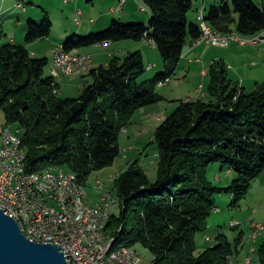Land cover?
<instances>
[{
  "label": "trees",
  "instance_id": "obj_1",
  "mask_svg": "<svg viewBox=\"0 0 264 264\" xmlns=\"http://www.w3.org/2000/svg\"><path fill=\"white\" fill-rule=\"evenodd\" d=\"M142 1L151 14L148 25L115 19L108 28L75 34L63 45L73 52L149 39L163 57L164 70L142 79L148 68L140 50L115 55L107 65L87 71L83 77L92 81L76 98L59 96L60 83L46 74L50 60L9 39L0 15V115L19 131L28 170L61 167L86 185L94 171L115 164L120 136L134 114L166 99L158 83L176 76L184 48L202 35L201 26L190 22L197 0ZM261 5L214 0L204 19L225 33L256 35L264 30V0ZM52 29L46 11L41 24L29 19L26 43L47 39ZM209 77L207 98L180 99L157 127L155 178L136 159L114 180L120 212L111 214L106 235L115 237L114 247L144 245L154 255L152 264H231L243 248V231L234 240L221 232L217 244L196 255L198 235L207 232L217 197L228 191L232 205H240L264 172V80L251 90L241 86L221 59L211 65ZM215 163L236 173L229 186L210 177ZM258 257L264 264V244Z\"/></svg>",
  "mask_w": 264,
  "mask_h": 264
},
{
  "label": "rangeland",
  "instance_id": "obj_2",
  "mask_svg": "<svg viewBox=\"0 0 264 264\" xmlns=\"http://www.w3.org/2000/svg\"><path fill=\"white\" fill-rule=\"evenodd\" d=\"M26 1H27L26 4L27 7L31 8L33 6H37L36 10H38L39 14L41 15V17L37 20V23L39 24L42 23L45 11L47 12L51 20H53L52 37L60 38L64 34V30L66 28L69 27L72 28L73 25H76L75 22L76 12L74 11L75 5L68 3L69 0H66V2L65 0H51V3L47 1L49 2V6L43 5L45 6V11L42 9L43 7L39 6V4H41L38 2L39 0H31L30 2H34L33 4H30L29 0ZM81 1L82 3L81 5H79V9H81L84 12V15L81 16V19L83 20V22L84 21L89 22L91 17L99 19L101 14L105 12V8L107 10L109 6H111V2L113 0H94V2H90L88 0H81ZM199 1H203V0H199ZM209 1H211L212 3L208 5V8L206 10V12L208 13L214 0H209ZM253 1L259 7L262 6L261 0H253ZM148 12L149 11L142 13L145 14ZM191 13L192 12H190V14ZM10 14H12V16L10 15L7 16V14L2 15V23L4 25V29H6V31L9 34L8 38L11 39V37L12 38L16 37L18 40L17 44H25L28 18H30L29 16L31 15L33 16L34 11L31 10L29 12H26L21 8L20 9L14 8V10ZM119 17H120L119 14H116L114 16L115 19H119ZM20 18H22L21 20L24 21L22 22V24L24 25L20 23ZM125 20L126 19H124L123 21L128 23L135 22V21H125ZM149 21L150 18L145 22V24L148 25ZM112 22L113 19L103 29L108 28L112 24ZM103 29H98L96 31L99 32L100 30ZM256 35H249V36L241 35V36L244 39L246 38L250 39L255 37ZM53 39L55 38L38 40L36 41L37 44L36 42L31 43V45L36 44L35 48L38 52L37 57H47L50 60L49 65L46 69V74L51 73V67L54 62V54L52 53V48L54 44H56L57 42L53 43L52 41H57V40H53ZM148 41L149 40L144 41L146 45V49L143 50L144 53L151 51L150 48L151 44ZM118 42H123V43L129 42V43L138 44V40H134V39L121 40ZM260 44L263 45L264 42ZM249 45L257 46L252 44ZM134 50L135 49H133L132 51ZM73 53H79V52H73ZM153 53L161 57L163 60V57L160 51L158 50V48L156 49L153 48ZM90 57L92 60V64L94 66L93 58L91 55ZM250 60L247 62H250ZM255 62H258V59H255ZM237 63H239L237 65L241 64V67L247 66L245 65L246 64L245 62L240 63L239 61H237ZM162 64H164V61ZM237 65H235V68L231 70V72L235 74L232 78H234V81H237L236 79L241 80V81L239 80L237 81L241 86H249V80H251V78L247 79V77L244 74H242V72H239L237 69L240 68H237ZM87 71L84 72L87 73ZM177 71L178 73L176 79L173 80L170 79L171 80L170 83L166 84L165 86V89H167L169 93V99L168 100L165 99L161 102L143 107L146 109L145 113L141 112L143 108L139 109L134 114L132 123L128 126L129 133H124V131L122 132L120 136L121 154L117 158L115 164L105 169L94 171L88 178V181L84 186V192L86 194L87 202L90 203L91 205L93 206L99 205L100 203L103 202V195H109L108 203L110 204L111 212L115 214H119L120 205L117 199V192L114 187V179L117 176H119V174L123 170L127 169L129 164L136 159H139L141 161L142 166L147 170L150 177L155 178L159 156H158L157 144L154 142V137L157 127L163 121V120L162 121L159 120L158 117L164 112H167L166 114L167 116H169L173 112V110H175V108L178 106L179 99H186L187 96H195V90L198 86V82L201 80L200 75L197 72L188 73L187 69L182 67H179ZM83 74L84 73L82 72L80 73L77 72L73 74H68L66 76L62 75L63 78L61 80L63 81V83H61L60 86L59 96L62 98H68V97L76 98L80 96L83 90V85L86 82L90 83L92 81V79L89 76L83 77L82 76ZM148 74H152V77H155L158 73L156 70H153V72L151 71V73L148 70L145 73V75L142 77V79L148 77ZM180 80H182V82H180ZM206 82H208L209 84L210 82L209 76L206 78ZM175 86L180 87V92L178 94L171 93L172 91L170 88H174ZM249 87H251V85ZM0 121L3 122L1 115H0ZM15 131L19 134L18 130ZM209 173H210V177L214 179L216 185L225 186V187L231 184L233 178L236 175V173L233 172L232 175L228 176V171L226 170L222 171L221 169H219V164L217 163L212 164ZM216 173L219 174L221 179L216 180L214 178L215 176L214 174ZM99 182L104 184L103 188L101 189L98 188ZM216 201H217V206H219L221 210L214 209L213 213L210 215L208 219L207 232L198 235L199 249L196 255H199L200 252H202L206 248L210 246H214L215 244L218 243L219 229L225 232L231 240H234L238 236V234L241 231H243L244 232L243 249H245V252L246 251L248 252L250 248L254 246L258 247L257 249L259 250L260 247L264 244V242H262L264 239L261 238L258 242L257 239L255 240V237L259 233H261V230H259L257 225L258 224L264 225V172L254 179L249 194L247 195L246 199H244L241 202L240 205L238 206L232 205V194L228 191L221 193L217 197ZM233 221H236L238 224H234ZM262 233H264V229L262 230ZM207 235L211 236V240L205 241V237ZM135 248H137V250L140 252L142 256L141 264H152L154 255L147 247H145L142 244H137ZM251 254L254 256L257 255L256 256L257 259L254 261L253 264H260L258 251H254L253 253L251 252Z\"/></svg>",
  "mask_w": 264,
  "mask_h": 264
},
{
  "label": "crops",
  "instance_id": "obj_3",
  "mask_svg": "<svg viewBox=\"0 0 264 264\" xmlns=\"http://www.w3.org/2000/svg\"><path fill=\"white\" fill-rule=\"evenodd\" d=\"M31 0H29L30 2ZM49 1L51 3V0H39L38 2L41 3L39 4L40 7H43L42 9L45 11V6H49ZM90 2H94V0H88ZM66 2V0H65ZM120 0H113L111 2V6H109V8L106 10L105 8V12L103 14H101V16L99 17V19L90 18V21H84L81 19V16L84 15V12L79 9V5H81L82 1L81 0H69L68 3H71L74 6V11L76 12V17H75V22L76 25H73L72 28H66L64 30V34L62 35V37L58 38V37H52L53 34V29H52V34L48 37V38H55L53 40H57V41H52L53 43L57 42L56 44H54L53 48H52V53L54 52V48L59 45V44H63V41L75 34L78 35H86L89 33H94L97 32L96 30L98 29H103L112 19L115 20L114 16L116 14H119V19L124 20L125 21H135V22H143L145 23L150 17L151 14L150 12L148 13H142V12H146L149 11L145 6L142 0H127V2L124 5V8L121 12L115 10L119 4ZM23 4V6L19 7V4ZM34 2H30V4H33ZM212 3L209 0H203V1H199L197 0L195 3V7L194 9L191 11L192 13L190 14L191 18L190 21L192 23H195L197 25H200V20H199V16L202 13L203 16H207L208 12H206L208 5ZM27 1L26 0H0V15L2 16L3 14H7V16H12V14H10L14 8H21L23 10H25L26 12H29L31 10L34 11L33 16H29V19H34V20H38L41 15L39 14L38 10H36L37 6H33V7H27L26 6ZM45 5V6H43ZM117 5V6H116ZM116 6V7H115ZM36 10V11H35ZM81 11V14L79 15V19H80V24L77 23V18H78V11ZM22 18H20V23L22 24V22H24L23 20H21ZM51 19V18H50ZM53 22V20H52ZM24 25V24H22ZM4 26V25H3ZM26 28V27H25ZM6 31V29H5ZM26 31V29H25ZM6 33L8 34V32L6 31ZM9 36V34H8ZM47 38V39H48ZM11 40L14 43H18L17 38L16 37H11ZM145 40H149V39H144V40H138V44H134V43H123V42H113V43H104V44H97V45H93V46H89V47H84V48H80L77 49L73 52H79V53H88L92 56L93 58V63L94 66L96 67L98 65H107L110 60L113 58V56L115 55H120L123 56L129 52H131L133 49L135 50H140L143 53L145 62L147 64V68L148 70L153 72V70H156L157 73L162 72L164 70V64L163 60L161 57L157 56L155 53H153V48H157L156 45H153V41L149 40L148 42H150V48L151 51L148 52H143L144 49H146V45H145ZM60 41V42H58ZM25 44L27 46V48L31 51L32 55L37 56L38 52L35 48L36 44H28L26 43L25 40ZM24 44V45H25ZM260 44V43H259ZM257 45V44H256ZM114 49V50H113ZM128 49V50H127ZM131 49V50H129ZM134 50V51H135ZM119 53V54H117ZM54 54V53H53ZM254 59L252 60L251 59ZM224 60L228 66V70H229V77L234 80V78H232L235 74H233L231 72V70L233 68H235V65L239 64L237 63V61L241 62H245L247 65L246 67H241L240 65H237V69L239 72H242V74H244L247 79L249 80V86L251 85V87L249 86H245L248 89H253V87H255V85L257 84V82H261L264 80V44H260L257 46H251L249 44H240L237 42H232L230 44V46L228 47H222L220 45H217L213 42H208L205 40H196L194 42H189L186 47L184 48L183 51V55L179 64V67L185 68L187 69L188 73H198L200 75L201 80L198 82V86L195 90V96H187L186 99L183 100H195L198 98H207V89H208V82H206V78L209 76V69L211 67V65L214 63V61L216 60ZM251 59V60H250ZM255 59H258V62H255ZM250 62H247L249 61ZM234 63V65H233ZM53 67V65H52ZM51 67V69H52ZM178 67V69H179ZM84 73L82 76H84L86 74V72H82ZM178 73V71H177ZM177 73L176 76L173 79H176L177 77ZM51 74V73H50ZM63 76H66L64 74H61L59 76H57L58 78H56L58 80V82L63 83V81L61 80ZM149 78H153L152 74H148ZM172 79V80H173ZM86 80V79H85ZM237 81L239 79H236ZM241 81V80H239ZM180 82H182V80H180ZM85 83V82H84ZM84 86V85H83ZM158 91L161 92L166 99H169V93L167 91V89H165L166 85L160 86L158 85ZM164 88V89H163ZM179 88V89H178ZM171 89V93H175L178 94L180 92V87L179 86H175L174 88H170ZM60 91V90H59ZM174 94V95H175ZM180 100V99H179ZM145 108L142 109L141 112L145 113ZM167 112H164L163 114H161L158 119L159 120H163L167 117ZM124 133H129V127L125 128ZM233 172L232 171H228V176L232 175ZM113 175V174H111ZM214 178L216 180L221 179V177L219 176V174H214ZM218 208H220L219 206H217ZM221 210V208H220ZM256 211V210H255ZM249 221V220H248ZM234 224H238L236 221H233ZM223 232L222 230L219 229V234ZM225 233V232H223ZM226 234V233H225ZM258 236V235H257ZM256 236V237H257ZM207 237H209L211 240V236L207 235L205 237V241H209L207 239ZM264 239V233H259V236L257 238H255V240L257 239V241L259 242L260 239ZM264 242V240L262 241ZM258 247H251L250 250L247 252H245V249L242 248V250L239 252V254L233 259V261L231 262V264H253L254 261L257 259V255L254 256L251 254V252L253 253L254 251H258L257 249ZM248 253V254H247ZM245 254V255H244ZM247 254V255H246ZM243 255V256H242ZM242 256V257H241Z\"/></svg>",
  "mask_w": 264,
  "mask_h": 264
},
{
  "label": "built area",
  "instance_id": "obj_4",
  "mask_svg": "<svg viewBox=\"0 0 264 264\" xmlns=\"http://www.w3.org/2000/svg\"><path fill=\"white\" fill-rule=\"evenodd\" d=\"M126 2L127 0H122L115 10L121 12ZM80 14L79 10L78 24L81 23ZM200 20H202L201 14ZM210 36L212 34L206 31L205 37ZM230 41L234 42V40ZM57 47L58 45L54 49ZM71 67H75V63H69V69ZM66 71L68 70H64V73ZM54 77L58 78L55 75ZM18 144H22V140L21 142H7L6 129L0 128V209L12 218H14L13 209H23L25 218L34 220L35 227H40V229H43L45 225H53V229H58V236L45 237L43 240H30L49 241L50 244L59 246L71 264H113V259H105V249L109 242L89 240L81 234H62V227L73 226L70 220L72 211L68 206V199H75L71 185L58 171L49 173V177H35L32 171L20 168V157L23 154L18 152ZM103 185L99 182L98 188H103ZM18 188H25V203H18ZM102 203L103 210H92L91 208V212L97 215L98 228L101 227L102 222H109L112 214L108 201ZM79 209L84 214L83 206L79 205ZM257 226L262 232L264 225L258 224ZM115 257H123L133 264H140L135 254L124 253V249H121Z\"/></svg>",
  "mask_w": 264,
  "mask_h": 264
},
{
  "label": "bare ground",
  "instance_id": "obj_5",
  "mask_svg": "<svg viewBox=\"0 0 264 264\" xmlns=\"http://www.w3.org/2000/svg\"><path fill=\"white\" fill-rule=\"evenodd\" d=\"M120 0L119 4H121ZM21 7V6H19ZM200 26L202 28V35L199 40H205L208 42H213L222 47H228L232 43L230 40L237 41L240 44H252L256 45L264 42V30L258 35L250 39H244L237 32L225 33L213 28L204 19L201 13ZM206 31L212 34L210 37H205ZM153 45L155 43L153 42ZM54 62L51 69V75L57 77L61 74L68 75L73 73H80L87 71L93 67L90 54L88 53H73L67 51L63 44H59L57 49H54ZM76 60V61H75ZM69 63H75V67L69 69ZM64 70L66 73H64ZM170 79H165L158 85H166L170 83ZM0 128L6 129V141L7 142H21L22 138L12 127V125L5 124L0 121ZM18 152H22L23 156L20 157V168L27 169L26 167V151L22 144H18ZM55 171L60 172L64 175V180L69 181L71 185L72 194H75V199H68V206L70 207V220L73 222V226L62 227V234H81V236L88 237L89 240H98L102 242H109L105 249V259H113V264H133L130 261L125 260L123 257H115L120 253L121 249H124V253L135 254V258L138 263H142V256L140 252L135 247L131 246H121L114 247L115 237L107 236L105 229L108 222H102L101 227L98 228L97 215L92 210H103V203L97 206H93L86 200V194L84 192V184L80 181L79 177L71 172L66 171L61 167L50 166L44 170L32 171V175L35 177H49V173H55ZM115 180V179H114ZM109 195H103V201H108ZM18 203H25V188H18ZM83 206L84 214L81 213L79 205ZM109 204V203H108ZM214 209L220 210V208L215 207ZM14 219L18 222L22 233L32 240H43L45 237L58 236V229H53V225H45L43 229L40 227H35L34 220H27L23 209H13ZM210 238L208 237V240ZM44 243H50L49 241H39ZM66 257V256H65Z\"/></svg>",
  "mask_w": 264,
  "mask_h": 264
},
{
  "label": "water",
  "instance_id": "obj_6",
  "mask_svg": "<svg viewBox=\"0 0 264 264\" xmlns=\"http://www.w3.org/2000/svg\"><path fill=\"white\" fill-rule=\"evenodd\" d=\"M0 264H71L57 245L26 237L18 222L0 209Z\"/></svg>",
  "mask_w": 264,
  "mask_h": 264
}]
</instances>
